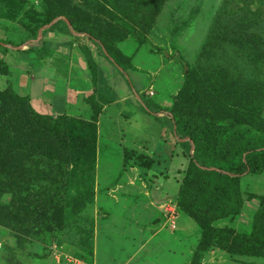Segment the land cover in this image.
<instances>
[{
	"label": "trees",
	"instance_id": "trees-1",
	"mask_svg": "<svg viewBox=\"0 0 264 264\" xmlns=\"http://www.w3.org/2000/svg\"><path fill=\"white\" fill-rule=\"evenodd\" d=\"M239 1L243 6L235 8V1L228 4L209 40L219 51L230 52L232 47L235 55L232 53L231 64L233 60L241 62L235 64L237 69L242 63L252 65L249 78L243 74L232 77L229 62L227 66L216 65L221 70L218 73L213 69L207 73L203 66H185L184 84L172 98L168 116L177 140H185L188 147L189 163L181 172L176 210L198 227L200 238L191 264H200L213 249L234 257L264 260V195L241 190L243 176L264 173V10L252 11L251 0ZM41 2L38 11L33 7L26 10V0H0V18L16 21L26 11L30 23L22 25L33 40L41 29L43 34L58 31L72 36L86 59L93 86V94L86 100L91 115L87 119L42 115L32 107L30 98L18 95L10 83L0 91V226L11 230L18 241L71 228L70 222L95 200L99 120L103 106L114 100L104 97L98 88V64L81 40L93 44L127 75L129 64L120 45L128 39L147 43V27L151 28L162 0ZM5 42L3 45H11ZM29 44V52L44 57L43 46ZM210 48L215 46L202 51L204 61ZM9 70L0 59V74L11 77ZM128 82L138 95L130 79ZM146 109L149 112V107ZM122 165L121 175L133 168L152 170L154 161L146 154L125 149ZM253 201L257 205L249 222L244 224L241 218L238 230L219 226L236 221L246 204ZM75 228L82 231L78 223Z\"/></svg>",
	"mask_w": 264,
	"mask_h": 264
},
{
	"label": "rangeland",
	"instance_id": "rangeland-1",
	"mask_svg": "<svg viewBox=\"0 0 264 264\" xmlns=\"http://www.w3.org/2000/svg\"><path fill=\"white\" fill-rule=\"evenodd\" d=\"M26 1V10L33 7L41 11V0ZM75 1L78 3L80 0ZM231 1H235V8L243 6V2L240 3L239 0H162L151 28L146 26L150 29L145 30L147 43L141 44L137 40L128 39L120 45L129 64L127 75L110 63L93 44L87 42L88 46L92 47L90 51L95 61L96 56L98 57L99 62L96 63L98 67L103 68L102 74L105 76L102 77L100 72L97 86L103 91L104 97L115 99L114 104L103 106L100 116L98 177L102 179L95 177V200L75 222H70L71 228H65L58 234L41 233L18 241L11 230L0 226V264L192 263L200 238L197 225L191 219L190 223L182 217L168 222L170 214L173 213L171 210L175 209V197L183 175L181 172L186 170L189 163L188 147L184 141L177 140L175 128L168 116L172 98L184 84L185 66H203L202 69L207 73L212 69L218 73L221 70L217 69L216 65L224 63L227 66V62L231 64L232 53L234 54L232 47L230 52L228 49L219 51L216 44L210 43L209 40L213 39L217 24L225 15ZM251 1L252 11L261 8L263 13L262 0ZM25 12L23 11L16 21L3 18L0 22V59L5 56L3 60L8 64L10 73L13 74V68H19L17 63L19 65L28 60L36 62L40 54L29 52L30 47L27 48V44L30 45L29 41L32 40L33 45H38L39 48L43 46V59L54 58L59 67L68 64L66 73L68 76L71 74V85L84 88V64L77 62L72 55L73 66L69 70L70 56L56 55L55 45L51 46L45 42L47 33L43 34L41 39L39 36L36 40L31 39L22 25V22L30 23L24 15ZM57 35V38H72L66 33ZM5 41L11 42V45H3ZM26 41V45L19 46ZM211 44L215 48L209 49V58L204 61L201 59L202 51L206 50L207 46L211 47ZM3 46L6 47L5 51ZM152 49H157V52ZM78 52L83 54L81 50ZM179 58H182L181 61ZM36 64L38 63H35L34 67ZM235 64L241 62L232 61V77L241 74L248 77L252 72L249 69L252 65L242 63L243 67L237 69ZM105 66L118 77V84L107 80ZM59 74L63 78V73ZM4 77L6 86L9 84V77ZM128 79L138 95L129 85ZM3 81V75L0 74V88H3ZM64 82L62 79L60 83ZM69 97L75 101L66 106L67 109L57 106L54 110L50 102V109L44 102L37 109L42 115L55 114L52 117L60 116L61 114L57 113L62 111L63 114L68 113V116L89 118L91 107L84 94L71 93ZM96 101L101 104L98 98ZM146 106L151 111L148 112ZM161 109L163 113L156 115ZM125 149L134 150L136 154H146L153 159L154 167L149 171L130 170L132 175L125 179L126 184L114 183L118 178L119 169L122 168ZM116 185L122 187L118 188ZM241 190L245 194L264 195V173L243 176ZM149 198L154 206L163 208L154 213L152 209L140 203L147 202ZM5 200L10 201V198L6 197ZM256 205L255 201L247 203L240 218L233 223L221 222L219 226L230 225L238 230L239 225L243 223L240 219L242 218L244 224L249 222ZM77 223L82 227L81 232L75 228ZM200 264H264V260L234 257L213 249L203 256Z\"/></svg>",
	"mask_w": 264,
	"mask_h": 264
},
{
	"label": "crops",
	"instance_id": "crops-1",
	"mask_svg": "<svg viewBox=\"0 0 264 264\" xmlns=\"http://www.w3.org/2000/svg\"><path fill=\"white\" fill-rule=\"evenodd\" d=\"M1 20H3V18H0V22H1ZM57 33H59L61 35V33L58 31L47 33V36L45 37V42L51 46L55 45V47L57 49L56 55L59 54V55H63V56H70L69 57V60H70L69 70H71V67L73 66L72 61H71L72 55H74V59L77 62H81L84 64L83 65V71H84L85 76L83 75V81L84 82H82V84H85V87L80 88L77 86H72L70 83L71 74L68 76L66 73L67 69H68V67H67L68 64H65L62 67H59L58 64L56 65V62L53 60L54 58H49V57L46 58L45 57L46 59H43V58L38 57L36 59V62H35V63H38V64H36V67H34L35 63H32V61H29V60L27 62L23 61V62L19 63V65L17 63V66H19V68L18 67L13 68L14 66L12 67L14 69V71L12 72L13 74H11V77L7 78L8 83H10L11 87L13 88V90L18 95H20L22 97L30 98L32 107H34V109L38 113H40V112L38 111L39 109H37V108L38 107L40 108V106H42L43 102H44V104H47V107L49 109H50V105L54 106V108H53L54 110H56L57 106H58V108L63 107L65 109H67L66 106L67 107L70 106V103L72 104V102L75 101V99H72L69 97V96H71V93H75L76 95H81V93H82V94H84V98H86V99H87V97L89 98L93 94V86L91 84L90 74H89V70L87 68V62H86V59L83 56V54L78 52V51H80L78 43H74L73 38H68V40L63 38L64 36H62V37L60 36L61 38H57V37H59L57 35ZM26 42H28V41H26ZM29 42L31 43L33 41L31 40ZM72 43H74V44H72ZM81 44L87 46L89 49H92V47H90V45L88 46L87 41L85 42V41L81 40ZM36 46H38V45H36ZM28 47L29 46H27V48ZM31 47H32V45H30V48ZM3 51H5L4 48H3ZM12 52H14V51H11V53ZM92 52H94V50ZM21 53H23V51ZM53 54H54V52H53ZM21 56H22V54H21ZM4 58H5V56H3V59ZM96 61H97V63L99 62V59L97 56H96ZM39 63H41V64H39ZM75 67L78 68V66L76 64H75ZM98 68H99V75H100V72L102 74L103 68L102 67H98ZM32 69H34V70L32 71ZM80 69L82 70V68H80ZM104 70L107 71V73H108V75H107L108 77H106L107 80L109 79V80L118 84L119 80H118V77L115 76L114 72L111 73L107 66H105ZM59 73H63V75H62L63 78L60 77L61 74H59ZM53 74H55V75H53ZM102 77H105L104 73L102 74ZM102 77H100L101 80H102ZM4 78L5 77L3 76V80H4L3 81V88H0V91L6 89L9 85L8 84L5 86L6 80ZM62 79L65 80L64 83H60V82H62ZM49 102H50V105H49ZM111 104H114V101ZM61 112H59L57 114L68 115V113L63 114V112L62 113ZM51 115L53 116L55 114H51ZM100 120H99V127L101 124ZM99 133H100V128H99ZM98 156H99V152H98ZM99 160L100 159L98 157L97 168H96V173H97L96 177L100 179L101 177L100 176L98 177V168L100 167L99 166V164H100ZM121 170H122V168L119 169L118 178L116 179V181H114V183H118V184L119 183H121V184L125 183L126 184L127 182H125L126 181L125 179H129L130 176L132 175V173L129 171L130 170L131 171L134 170L136 172L139 171V169L133 168V169H130L129 171H127L121 175ZM117 187L119 188L122 186H117ZM179 187H180V185H179ZM177 193H178V190H177ZM175 201H176V199H175ZM140 203L149 207L148 209H152V211L154 213H155V211H157V209L160 210L161 208H163V206H160V207L154 206L152 204V201L150 200V198L147 202H143V203L140 202ZM166 206H168V205H166ZM171 211H173V213L171 212L172 214H170V218L168 219V222H171L172 221L171 219H175L176 217H177V219L179 217L180 218L182 217V218H185L186 220L190 221L189 217H187L184 214H180L176 210V204H175V209L171 210ZM175 212H176V216H174ZM190 223H191V221H190ZM141 251H143V250H140V252ZM139 255H140V253H139Z\"/></svg>",
	"mask_w": 264,
	"mask_h": 264
},
{
	"label": "water",
	"instance_id": "water-1",
	"mask_svg": "<svg viewBox=\"0 0 264 264\" xmlns=\"http://www.w3.org/2000/svg\"><path fill=\"white\" fill-rule=\"evenodd\" d=\"M61 20L65 21V22L67 23V25H68L69 27H71V25H70V23H69V21H68L67 19H65V18H61ZM52 25H53V23H52L51 25L47 26V28H50ZM43 31H44V29H41V30H40V32H39V39L42 38ZM183 141H185V140H183ZM193 149H194V148H193Z\"/></svg>",
	"mask_w": 264,
	"mask_h": 264
}]
</instances>
